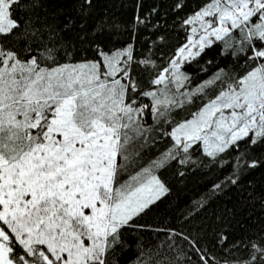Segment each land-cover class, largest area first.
<instances>
[{
    "label": "snow or ice",
    "instance_id": "snow-or-ice-1",
    "mask_svg": "<svg viewBox=\"0 0 264 264\" xmlns=\"http://www.w3.org/2000/svg\"><path fill=\"white\" fill-rule=\"evenodd\" d=\"M146 3L0 0V264H264V0Z\"/></svg>",
    "mask_w": 264,
    "mask_h": 264
},
{
    "label": "trees",
    "instance_id": "trees-1",
    "mask_svg": "<svg viewBox=\"0 0 264 264\" xmlns=\"http://www.w3.org/2000/svg\"><path fill=\"white\" fill-rule=\"evenodd\" d=\"M152 3L153 0H147L145 8L150 7ZM161 10L163 11L164 8L162 7ZM168 179L172 184L173 191L169 197V202H167V222L172 223L175 221L179 225L182 213L192 207L195 201L209 194V183L212 177L201 172H195L188 174L183 181H177L170 175ZM252 179L264 183V179L261 178L259 173H256ZM219 203L218 201L217 204ZM216 206V204L213 205V207ZM165 215V212L160 213V216ZM251 216L252 219L245 222L247 227L251 228L264 224V212H262L259 205L251 212ZM157 219L159 220V217Z\"/></svg>",
    "mask_w": 264,
    "mask_h": 264
}]
</instances>
